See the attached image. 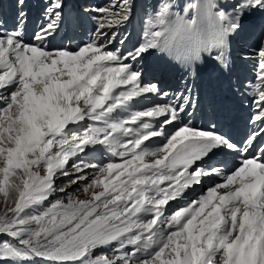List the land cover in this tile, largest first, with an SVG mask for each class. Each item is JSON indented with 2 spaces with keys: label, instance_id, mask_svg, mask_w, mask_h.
<instances>
[{
  "label": "snow or ice",
  "instance_id": "6c2138e0",
  "mask_svg": "<svg viewBox=\"0 0 264 264\" xmlns=\"http://www.w3.org/2000/svg\"><path fill=\"white\" fill-rule=\"evenodd\" d=\"M13 5L0 16V264H264V34L251 42L244 25L264 0H156L129 49L136 0L84 9L95 27L74 49L49 47L65 0ZM153 52L181 72L175 90L148 75ZM201 62L250 101L243 139L221 130L226 105L192 123L186 77Z\"/></svg>",
  "mask_w": 264,
  "mask_h": 264
},
{
  "label": "rangeland",
  "instance_id": "374dc122",
  "mask_svg": "<svg viewBox=\"0 0 264 264\" xmlns=\"http://www.w3.org/2000/svg\"><path fill=\"white\" fill-rule=\"evenodd\" d=\"M56 184H57V187H58V188H59V187H63V186H62V183H60V182H59V183H56ZM64 185H66V184H64ZM69 191H73V190H72V189H69ZM81 198H82V197H81Z\"/></svg>",
  "mask_w": 264,
  "mask_h": 264
},
{
  "label": "bare ground",
  "instance_id": "6f19581e",
  "mask_svg": "<svg viewBox=\"0 0 264 264\" xmlns=\"http://www.w3.org/2000/svg\"><path fill=\"white\" fill-rule=\"evenodd\" d=\"M75 10H76V12L78 13V10H77V8H75Z\"/></svg>",
  "mask_w": 264,
  "mask_h": 264
}]
</instances>
